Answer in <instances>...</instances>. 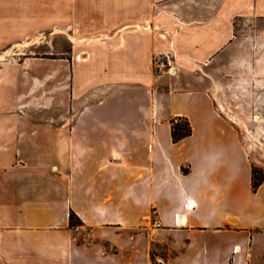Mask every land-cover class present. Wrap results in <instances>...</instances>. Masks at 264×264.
Listing matches in <instances>:
<instances>
[{"label": "crops", "instance_id": "0c3cea01", "mask_svg": "<svg viewBox=\"0 0 264 264\" xmlns=\"http://www.w3.org/2000/svg\"><path fill=\"white\" fill-rule=\"evenodd\" d=\"M239 15L264 46V0H0V50L67 47L49 71L0 65V264H264L243 134L152 68L165 47L212 56ZM175 116L192 127L176 142Z\"/></svg>", "mask_w": 264, "mask_h": 264}, {"label": "rangeland", "instance_id": "374dc122", "mask_svg": "<svg viewBox=\"0 0 264 264\" xmlns=\"http://www.w3.org/2000/svg\"><path fill=\"white\" fill-rule=\"evenodd\" d=\"M234 25L230 42L210 57H180L171 47L155 50L153 73L155 82L162 86L192 84L207 88L217 110L233 120L243 134L251 166L264 173V46L259 45L256 16L239 15ZM33 41H37L36 44L33 45ZM49 41V37L43 35L5 47L0 53L10 51L0 59V65L8 62L17 69L21 61L35 57L33 64L41 71H49L50 61L64 56L60 52L67 49L60 42L51 46ZM179 48H188L189 52L194 49ZM60 109L58 112L63 113ZM54 111L47 108L43 116L45 113L48 118L47 114Z\"/></svg>", "mask_w": 264, "mask_h": 264}, {"label": "trees", "instance_id": "16d2710c", "mask_svg": "<svg viewBox=\"0 0 264 264\" xmlns=\"http://www.w3.org/2000/svg\"><path fill=\"white\" fill-rule=\"evenodd\" d=\"M192 127L187 117L175 116L171 119V134L173 140L179 141L185 136L190 135ZM264 180V173L259 172L255 167H252V189L255 191ZM71 224L81 223V219L76 213H70Z\"/></svg>", "mask_w": 264, "mask_h": 264}, {"label": "bare ground", "instance_id": "6f19581e", "mask_svg": "<svg viewBox=\"0 0 264 264\" xmlns=\"http://www.w3.org/2000/svg\"><path fill=\"white\" fill-rule=\"evenodd\" d=\"M10 49H8L5 53H0V59L3 58L6 54H8ZM173 73L175 72V69H173Z\"/></svg>", "mask_w": 264, "mask_h": 264}, {"label": "built area", "instance_id": "2783aa9c", "mask_svg": "<svg viewBox=\"0 0 264 264\" xmlns=\"http://www.w3.org/2000/svg\"><path fill=\"white\" fill-rule=\"evenodd\" d=\"M155 225H160V223L159 222H155ZM160 262V264H165L163 261H159Z\"/></svg>", "mask_w": 264, "mask_h": 264}]
</instances>
